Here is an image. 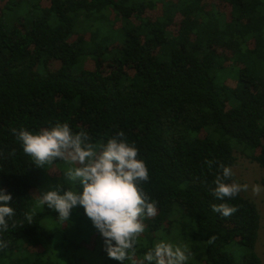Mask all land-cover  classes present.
Segmentation results:
<instances>
[{
    "label": "trees",
    "instance_id": "1",
    "mask_svg": "<svg viewBox=\"0 0 264 264\" xmlns=\"http://www.w3.org/2000/svg\"><path fill=\"white\" fill-rule=\"evenodd\" d=\"M64 122L98 151L123 131L145 161L140 187L157 212L143 220L138 262L157 234L176 233L195 254L187 264H264L255 203L213 195L234 147L264 168V0H0V189L15 210L0 264H132L109 258L82 206L63 224L39 203L72 186L73 165L38 167L12 129ZM220 203L238 210L223 217Z\"/></svg>",
    "mask_w": 264,
    "mask_h": 264
},
{
    "label": "clouds",
    "instance_id": "2",
    "mask_svg": "<svg viewBox=\"0 0 264 264\" xmlns=\"http://www.w3.org/2000/svg\"><path fill=\"white\" fill-rule=\"evenodd\" d=\"M13 134L21 142L24 153L33 158L35 165L44 167L56 160H63L76 167L64 172L65 179L72 182L68 190L64 185L52 186L40 194L39 203L58 212L63 224L70 221L71 211L75 206H82L86 215L105 240L109 258L132 264H187L191 251L187 245H174L171 242H157L142 261L135 257L138 238L145 231V217H154L157 208L149 196L140 187L148 181L149 169L143 159L138 158V148L129 144L120 131L99 146L92 143L85 131L74 133L67 122L56 123L50 128L38 132L26 129ZM211 167L212 161H207ZM221 174L215 177L216 187L213 195L219 199L234 198L241 191H247L248 185L229 181L234 173L230 167L220 165ZM78 186V187H77ZM82 186L83 191L79 189ZM259 193V185L254 187ZM62 193V194H61ZM12 195L0 189V232L9 228V220L15 215L10 205ZM212 210L223 217H229L238 209L227 203L212 205ZM29 224L33 217L25 214ZM12 228H16L15 221ZM0 247H7L0 242Z\"/></svg>",
    "mask_w": 264,
    "mask_h": 264
},
{
    "label": "rangeland",
    "instance_id": "3",
    "mask_svg": "<svg viewBox=\"0 0 264 264\" xmlns=\"http://www.w3.org/2000/svg\"><path fill=\"white\" fill-rule=\"evenodd\" d=\"M85 65L88 67H92V62L89 60L85 63ZM50 67H56L55 62L51 61ZM233 154L236 158L235 164L231 167L234 173L233 181H237L241 185L243 184L248 185L247 191H241L240 193L244 197L250 199L255 203L259 213L260 222H259L258 237L255 243V251L262 260V262L264 263V168L260 167L255 161H252L248 157L241 154L238 147H234ZM76 166L78 165H73L72 167H76ZM50 172L52 173V175L54 174L56 175L59 173V169L56 166H52L50 168ZM257 185H259L260 187L259 193L254 191V187ZM175 214H176V218L180 217L179 212H175ZM169 225L170 222L165 224L167 229H170ZM159 234H157L156 243L160 241H167L176 245L188 244V242L185 243V241L181 242L176 233H169V234L161 233L160 235ZM226 249L232 253H236L238 256L242 251V249L235 244L228 246ZM191 256L194 257L195 254L192 253Z\"/></svg>",
    "mask_w": 264,
    "mask_h": 264
}]
</instances>
